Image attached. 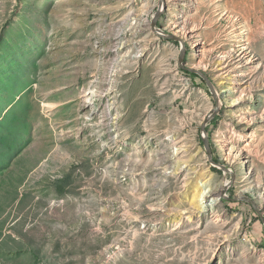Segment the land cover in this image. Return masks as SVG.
Returning <instances> with one entry per match:
<instances>
[{
	"label": "rangeland",
	"instance_id": "1",
	"mask_svg": "<svg viewBox=\"0 0 264 264\" xmlns=\"http://www.w3.org/2000/svg\"><path fill=\"white\" fill-rule=\"evenodd\" d=\"M166 2L232 186L161 0H0V264H264V0Z\"/></svg>",
	"mask_w": 264,
	"mask_h": 264
},
{
	"label": "water",
	"instance_id": "2",
	"mask_svg": "<svg viewBox=\"0 0 264 264\" xmlns=\"http://www.w3.org/2000/svg\"><path fill=\"white\" fill-rule=\"evenodd\" d=\"M161 1L164 3V6L160 5V9L153 16V20H152L153 30L159 36H161L165 39L173 40V41L181 43L182 50H181V56L179 59L180 67L185 71H189L191 73H194V74H197L198 76H200L207 83L212 95L214 96V100L216 102V108L214 109V112L208 117V119L206 120V122L203 126V142H204L205 149H206V152L208 155V160H209L210 164L212 165V167H214L216 170L221 171L224 175H226V174L230 175V180L226 181L224 183V186H223L222 191H221V197L224 198V196H225L224 194L227 192V190L232 186V184L234 182L235 175L225 165H222V164L214 161L213 152H212V148L210 145V139L208 138V131H209L208 127H209L210 123L220 114L221 109H222V102H221L220 94L217 90L216 85L214 84L213 79H211V77H209V75L205 71H202V70L197 69V68H188L187 67V65H186L187 42L183 38H181L180 36L169 34L167 31H165L163 28H161L159 26V21L167 9L166 0H161ZM234 200H237V199H234ZM246 201L252 205L254 211L259 215V217L263 223V226H264V216L260 212L259 208L255 205V203L252 200L246 199Z\"/></svg>",
	"mask_w": 264,
	"mask_h": 264
},
{
	"label": "bare ground",
	"instance_id": "3",
	"mask_svg": "<svg viewBox=\"0 0 264 264\" xmlns=\"http://www.w3.org/2000/svg\"><path fill=\"white\" fill-rule=\"evenodd\" d=\"M161 6H164L163 2L161 3ZM208 190L210 189L203 186V191L201 192L200 197H199V201H201L202 205H205V198H207L208 194L210 193Z\"/></svg>",
	"mask_w": 264,
	"mask_h": 264
},
{
	"label": "trees",
	"instance_id": "4",
	"mask_svg": "<svg viewBox=\"0 0 264 264\" xmlns=\"http://www.w3.org/2000/svg\"><path fill=\"white\" fill-rule=\"evenodd\" d=\"M186 73H188V74H191V75H193L194 77H200V76H198L197 74H193V73H191V72H188V71H186ZM214 161H216L215 159H214ZM217 163H218V161H216ZM215 171H218V170H216V169H214Z\"/></svg>",
	"mask_w": 264,
	"mask_h": 264
}]
</instances>
